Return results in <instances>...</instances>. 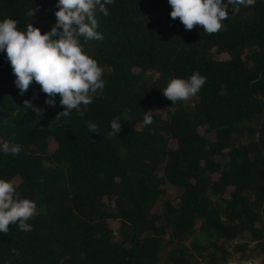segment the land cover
<instances>
[{"label":"trees","instance_id":"obj_1","mask_svg":"<svg viewBox=\"0 0 264 264\" xmlns=\"http://www.w3.org/2000/svg\"><path fill=\"white\" fill-rule=\"evenodd\" d=\"M106 7L96 13L103 39H81L103 69V97L90 93L68 117L55 118L59 95L47 105L35 81L21 95L0 52V143L21 149L0 154V178L37 205L30 232L0 233V264H264V0L229 7L211 34L170 18L167 0ZM56 10V0H0V19L21 31H49ZM193 72L206 79L190 100L163 95ZM165 185L180 189L177 205Z\"/></svg>","mask_w":264,"mask_h":264},{"label":"clouds","instance_id":"obj_2","mask_svg":"<svg viewBox=\"0 0 264 264\" xmlns=\"http://www.w3.org/2000/svg\"><path fill=\"white\" fill-rule=\"evenodd\" d=\"M115 0H56L57 10L54 12L55 23L49 31L41 33L40 29L28 23L23 31L17 27V21L5 17L0 19V52L11 67L15 79L14 85L22 95L35 81L43 93L47 94L45 103L63 106L60 116L68 117L73 109L80 105L92 103L94 93L97 99L103 97L105 87L101 79L103 69L97 61L87 55L81 44L83 41L103 39L98 31L96 13L109 15L107 5ZM171 8L170 18H179L186 30L194 25H202L206 33H215L221 29V22L229 16V7H248L255 0H167ZM33 16V10L26 12ZM205 77L193 72L188 78L173 77L162 89L163 95L173 104L196 95L205 83ZM26 110L40 113V109L29 100L23 102ZM152 111H143L142 124L153 123ZM111 133L117 135L121 130L118 117L109 122ZM89 133H97V125L88 122ZM20 146L5 141L0 143V154L17 156ZM35 201L22 198L11 180L0 178V233L7 234L9 226L15 224L19 230L30 232L32 225L27 221L36 212ZM15 251V250H13Z\"/></svg>","mask_w":264,"mask_h":264},{"label":"rangeland","instance_id":"obj_3","mask_svg":"<svg viewBox=\"0 0 264 264\" xmlns=\"http://www.w3.org/2000/svg\"><path fill=\"white\" fill-rule=\"evenodd\" d=\"M187 100H190V97L187 98ZM153 112H157V113H161L164 116V110L160 107H155L153 109ZM199 131L202 133L203 130L201 128H199ZM170 147H175V141H170ZM55 148V144L53 142H51L49 150L53 151ZM16 181V180H15ZM164 190H165V198H168L169 200H171L173 205H177L179 202L178 196L180 194V189L172 187L171 185H165L164 186ZM158 207L154 208V211H157ZM109 226L113 229L116 228L117 223L114 221H110L109 222ZM252 245L249 246V248H251ZM261 259L258 256H254L248 260H244L242 261L240 264H260ZM236 257H232L229 261L228 264H236Z\"/></svg>","mask_w":264,"mask_h":264}]
</instances>
